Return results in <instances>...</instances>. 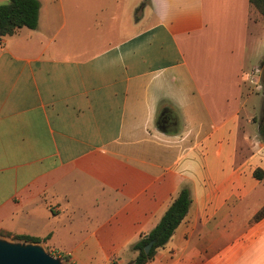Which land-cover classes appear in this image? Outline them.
<instances>
[{
	"label": "crops",
	"instance_id": "0c3cea01",
	"mask_svg": "<svg viewBox=\"0 0 264 264\" xmlns=\"http://www.w3.org/2000/svg\"><path fill=\"white\" fill-rule=\"evenodd\" d=\"M39 1L38 28L0 43V232L122 263L187 187L149 264H264L250 0Z\"/></svg>",
	"mask_w": 264,
	"mask_h": 264
},
{
	"label": "trees",
	"instance_id": "16d2710c",
	"mask_svg": "<svg viewBox=\"0 0 264 264\" xmlns=\"http://www.w3.org/2000/svg\"><path fill=\"white\" fill-rule=\"evenodd\" d=\"M250 3L264 18V0H250ZM40 9L39 0H10L8 4L0 6V43L3 38L13 36L20 29L36 30L39 25ZM253 176L256 180L264 182V170L256 169ZM191 205V191L185 187L170 205L159 224L150 233L141 235L140 239L129 248L131 252L136 254L132 264H149L157 252L169 243L175 231L186 219ZM263 218L264 207L256 214L254 222ZM0 236L30 243L46 241V239L41 240L30 236H12L6 232H0ZM151 242L154 243L153 248L149 254H146L145 248ZM113 264L119 263L115 260Z\"/></svg>",
	"mask_w": 264,
	"mask_h": 264
},
{
	"label": "water",
	"instance_id": "95a60500",
	"mask_svg": "<svg viewBox=\"0 0 264 264\" xmlns=\"http://www.w3.org/2000/svg\"><path fill=\"white\" fill-rule=\"evenodd\" d=\"M153 245L154 243L151 242L146 246V254L150 253ZM0 264H66V262L62 258L47 253L41 243L0 237Z\"/></svg>",
	"mask_w": 264,
	"mask_h": 264
},
{
	"label": "rangeland",
	"instance_id": "374dc122",
	"mask_svg": "<svg viewBox=\"0 0 264 264\" xmlns=\"http://www.w3.org/2000/svg\"><path fill=\"white\" fill-rule=\"evenodd\" d=\"M9 2L10 0H0V6L6 5ZM262 53L264 54V46L262 49ZM261 63L258 65L259 73L256 74L254 77L250 78V80L246 79L247 81L245 82L244 89L248 95L250 106H253V111H252V116H251L252 126H253L252 133L254 134V137H256L257 140L260 142V144H264V139L262 135L260 134L259 127H258L259 119L262 113V109L264 107V84L262 81V73H263L262 65L264 64V60ZM252 64L257 65V61L256 60L252 61ZM247 70L250 71L249 69ZM251 79H253L254 82H252ZM0 237H4V236H0ZM4 238H7V237H4ZM8 239L13 240L11 238H8ZM45 250L47 251V253H49L52 256L56 255L53 253V250L49 247H45ZM135 257H136V254L129 250L127 252V259L125 260V262H122L119 264H132V261L135 259Z\"/></svg>",
	"mask_w": 264,
	"mask_h": 264
},
{
	"label": "flooded vegetation",
	"instance_id": "af4514ba",
	"mask_svg": "<svg viewBox=\"0 0 264 264\" xmlns=\"http://www.w3.org/2000/svg\"><path fill=\"white\" fill-rule=\"evenodd\" d=\"M262 72H263L262 73V81L264 84V64L262 65ZM258 127H259V131H260V133H262V137L264 139V107L262 109V113H261V116L259 119Z\"/></svg>",
	"mask_w": 264,
	"mask_h": 264
},
{
	"label": "built area",
	"instance_id": "2783aa9c",
	"mask_svg": "<svg viewBox=\"0 0 264 264\" xmlns=\"http://www.w3.org/2000/svg\"><path fill=\"white\" fill-rule=\"evenodd\" d=\"M0 49H2V46L0 45ZM259 73V70H255V71H253V72H251V73H249V74H247L246 76H247V80H250V78H252V77H254L256 74H258ZM252 80V82H254V80L253 79H251Z\"/></svg>",
	"mask_w": 264,
	"mask_h": 264
}]
</instances>
